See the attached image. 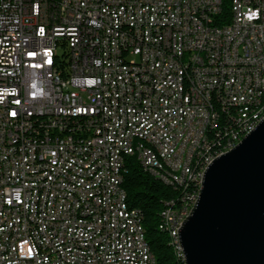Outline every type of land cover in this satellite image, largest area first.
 Returning a JSON list of instances; mask_svg holds the SVG:
<instances>
[{"label": "built area", "instance_id": "obj_1", "mask_svg": "<svg viewBox=\"0 0 264 264\" xmlns=\"http://www.w3.org/2000/svg\"><path fill=\"white\" fill-rule=\"evenodd\" d=\"M222 9L0 0V264H157L122 186L135 147L174 188L164 206L180 232L208 149L247 136L255 124L230 117L264 97V0H230L219 25Z\"/></svg>", "mask_w": 264, "mask_h": 264}, {"label": "water", "instance_id": "obj_2", "mask_svg": "<svg viewBox=\"0 0 264 264\" xmlns=\"http://www.w3.org/2000/svg\"><path fill=\"white\" fill-rule=\"evenodd\" d=\"M180 242L186 264H264V121L207 167Z\"/></svg>", "mask_w": 264, "mask_h": 264}, {"label": "trees", "instance_id": "obj_3", "mask_svg": "<svg viewBox=\"0 0 264 264\" xmlns=\"http://www.w3.org/2000/svg\"><path fill=\"white\" fill-rule=\"evenodd\" d=\"M230 0H223L221 15L216 20L219 25L229 18ZM236 110L230 117V124L235 123ZM214 139H221V125L213 132ZM212 152L217 149H210ZM122 186L126 191L127 203L131 208L138 209L143 214V224L146 239L156 258L157 264H183L175 254V249L170 242L168 232L160 228L162 225L161 212L165 209L164 203L176 196L173 187L167 186L146 172L141 165L131 158L125 166ZM193 177H199V168H194ZM193 190L189 205H194L200 191L199 179H193Z\"/></svg>", "mask_w": 264, "mask_h": 264}, {"label": "bare ground", "instance_id": "obj_4", "mask_svg": "<svg viewBox=\"0 0 264 264\" xmlns=\"http://www.w3.org/2000/svg\"><path fill=\"white\" fill-rule=\"evenodd\" d=\"M188 77H195V69H188ZM235 110H236V115H235L236 125H239V120H244L245 118H247L248 124H255L254 128L249 129L248 134H250L251 132L256 130V128L264 121V97H259V106H257L256 108H247V110H245V108H236ZM217 128L218 125L212 126V132ZM245 136H246V129H239V132H237V139L234 140L233 144L222 147V151H220L219 153H217V151L212 152L210 149H208V157L217 156L218 158L224 155L225 153L234 149ZM142 156H143V147H135L134 158L141 159ZM194 168H199V177H201L202 164H195V166H193V170ZM199 184H200V191L197 196V199L193 206L192 205L188 206V213H183V221L186 220L191 210L195 206L196 202L198 201L202 188V180L200 179H199ZM161 219L163 223L160 226V228L168 232L170 242L175 249L176 256L182 260L183 264H186L184 250L182 249V245L180 242V232L169 228L168 206H166L165 209L162 210Z\"/></svg>", "mask_w": 264, "mask_h": 264}, {"label": "snow or ice", "instance_id": "obj_5", "mask_svg": "<svg viewBox=\"0 0 264 264\" xmlns=\"http://www.w3.org/2000/svg\"><path fill=\"white\" fill-rule=\"evenodd\" d=\"M41 34L43 33V29L40 30ZM35 53H29V55H34ZM14 114V113H13Z\"/></svg>", "mask_w": 264, "mask_h": 264}]
</instances>
